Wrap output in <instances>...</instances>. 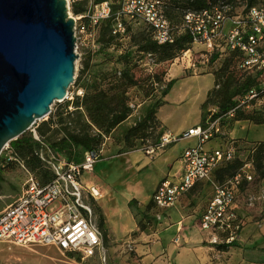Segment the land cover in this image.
<instances>
[{"label": "rangeland", "instance_id": "obj_1", "mask_svg": "<svg viewBox=\"0 0 264 264\" xmlns=\"http://www.w3.org/2000/svg\"><path fill=\"white\" fill-rule=\"evenodd\" d=\"M93 2L94 0H74L68 3L69 15L74 17L72 4L88 11ZM118 2L119 0H111L114 10L118 8ZM163 7L169 19L175 22L181 17L184 2L163 0ZM127 27L126 34L113 39L109 45L102 44L101 47L97 37L95 41L99 45L98 49L92 48L89 40L82 44L76 52L74 80L67 89V97L62 101H54L50 106V113L37 119L32 127L36 131L37 126L52 120V124L45 128L42 147L56 141L65 133L87 132L98 139L94 146L102 150L101 159L94 163L90 174L82 176V180H89L107 192L105 204L110 212L125 210L128 201L136 226L134 232L130 234V238L113 243L107 231L103 239V249L95 251L89 258H82L78 252L59 251L50 245L18 246L0 240V264H139L134 257L132 238L141 231L150 234L158 226L163 227L159 225V215L162 211L152 204L140 208V204H147L151 200L152 188L157 184V178L178 160L183 149L194 145L196 141L194 138L181 139L168 145L156 157L146 155L141 149L145 145L156 143L160 135L167 131L161 121L176 135L195 127L201 123V119H204V122L212 110H217L216 91L225 88L226 77H231L226 88L230 93L247 77L246 73L236 69L234 60L228 56L209 62L210 56L200 44H190L186 50H175L173 57L165 59L157 53L138 51L136 44L141 42L143 36H149V30L145 24L137 22H127ZM86 57H89V60L85 68L83 60ZM170 79H175L174 83L165 98V104L158 109L163 97L162 91ZM99 91L103 93L105 100L109 101V104H105V110L109 107L127 110L124 121L108 132L105 130L106 111L99 113L90 102L91 115L94 121H97L93 122L83 106L85 96L92 98ZM205 100L207 102L202 105ZM151 106L155 107L156 111L154 120L138 126L136 131L126 138L127 131L143 119ZM245 115L264 119V111L246 112ZM232 124L233 122H230L228 128ZM224 128L227 133L228 128ZM36 135L38 136L37 132ZM240 137L251 141L238 140L242 142L240 152L242 156H246L250 150L252 152L255 141H264V124L237 121L230 138ZM216 146L218 145L215 140L204 144L207 149ZM11 151L13 153L9 145V149L2 150L1 157L10 155ZM40 151L43 152L44 158L50 159L51 155L42 148L37 149V155ZM251 156L254 158L253 153ZM15 157L30 172L37 177L41 176L43 168L34 155L16 152ZM41 163L45 168L48 166L46 162ZM2 175L0 211L16 199L25 178L24 170L16 162L8 165ZM208 186L197 185L180 198L179 203L186 216L199 213L208 196ZM114 220L120 224L123 222L118 215L114 216ZM105 229L107 230V227Z\"/></svg>", "mask_w": 264, "mask_h": 264}, {"label": "built area", "instance_id": "obj_2", "mask_svg": "<svg viewBox=\"0 0 264 264\" xmlns=\"http://www.w3.org/2000/svg\"><path fill=\"white\" fill-rule=\"evenodd\" d=\"M66 1L68 4L74 0ZM109 12V3L102 2L93 4L85 12L88 25L81 23V16L73 17L75 52L87 40L91 41L92 48H99L95 41L97 27ZM120 17L147 25L159 45L172 44L178 35L187 34L191 44L202 45L210 57L214 54L217 58L231 56L236 69L251 79L248 89L235 95L231 106L223 113L216 115L217 110H212L204 122L187 132L176 135L165 131L156 143L141 149L146 155L156 157L172 143L195 139V144L183 149L179 156L178 176L165 177L158 182L152 203L158 209L169 208L196 184H208L211 196L200 215L198 227L208 244H231L239 230L233 205L243 186L254 181L256 171L251 156L254 149L242 156V146L234 143L224 127L239 114L264 111V4L218 0L202 9H183L180 22L173 24L165 15L163 0H119L113 33L123 35L125 24ZM29 131L39 140L35 128L31 126ZM214 139L219 140L218 146L204 147L207 141ZM41 148L51 155L46 159L42 151L38 154L51 171V178L44 183L14 155L5 156L6 161L16 162L24 170L25 178L16 199L0 211V240L18 246L50 245L59 251L78 252L82 258H89L103 249L101 231L91 205L100 193L95 186L84 184L82 176L92 171L94 163L101 159L102 150H85L81 160L74 162L48 145ZM7 149L8 143L2 150ZM233 161H239L240 165L232 175L214 178L218 167Z\"/></svg>", "mask_w": 264, "mask_h": 264}, {"label": "water", "instance_id": "obj_3", "mask_svg": "<svg viewBox=\"0 0 264 264\" xmlns=\"http://www.w3.org/2000/svg\"><path fill=\"white\" fill-rule=\"evenodd\" d=\"M66 0H0V153L50 113L74 80Z\"/></svg>", "mask_w": 264, "mask_h": 264}, {"label": "crops", "instance_id": "obj_4", "mask_svg": "<svg viewBox=\"0 0 264 264\" xmlns=\"http://www.w3.org/2000/svg\"><path fill=\"white\" fill-rule=\"evenodd\" d=\"M166 96L163 98L164 104ZM236 122L234 121L230 128H228L230 123L226 127L229 137ZM161 123L167 131L173 133L163 121ZM235 139L251 142L246 137ZM214 140L217 145L220 143L219 140ZM179 156L177 161L169 165L170 168L168 167L166 173H161L157 178L158 182L165 177L175 178L178 176L180 171ZM82 182L98 188L100 196L92 202L105 217L107 231L111 235L113 243L130 238V234L134 232L136 226L128 207V201L125 210L110 212L105 204L107 192L89 180L83 179ZM156 185L152 188L151 195ZM197 185H206V183H198L195 186ZM208 187V192H206L208 196L197 215L186 216L187 214L184 213V209L179 203L180 198L187 191L173 206L160 209L162 212L159 215L161 219L159 225H163V227L158 226L150 234L141 231L132 238L134 257L139 264H264V177L245 184L236 198L233 208L239 230L231 244H208L204 233L198 227L200 215L211 196V188ZM145 205L141 203L140 208ZM116 215L123 220L121 224L114 220Z\"/></svg>", "mask_w": 264, "mask_h": 264}, {"label": "trees", "instance_id": "obj_5", "mask_svg": "<svg viewBox=\"0 0 264 264\" xmlns=\"http://www.w3.org/2000/svg\"><path fill=\"white\" fill-rule=\"evenodd\" d=\"M182 2H184V7H182L181 9H185V8H193V9H202L208 6V3H215L218 0H180ZM222 1H227L228 0H222ZM231 1V0H230ZM102 2H108L109 6H110V12L108 14V16L106 18H104L98 25L97 27V41L100 44V46L102 47V44H106L109 45L110 42L115 39V38H119L121 36H123L124 34H126L127 31V22L123 17H120L121 20L123 21V23L125 24V32L123 35H119L117 33H113L114 31V26H115V21L117 18V13L119 11V2H118V8L116 10H114V8L111 5V0H94L93 4H99ZM248 4L249 5H256V4H264V0H248ZM71 11L73 13L74 16H81V23H83L84 25H88V17L85 15V10L83 8H79L76 4H72L71 6ZM166 15V13H165ZM182 15V14H181ZM166 17L169 19V17L166 15ZM181 19V17H180ZM180 19L178 21H171V23L173 24H177L180 22ZM147 27V29L149 30V36L145 37L143 36L141 38V42L137 43V49L138 51H142V52H147V53H151V54H159L160 57L162 59L165 58H171L173 57V53L175 50H186L188 49V45L191 44V38L187 35V34H181L178 35L175 38L174 43L172 44H162L159 45L157 44L151 35V30L150 28L145 25ZM100 28L101 31H100ZM100 31V33H99ZM228 58L232 59L231 56H228ZM217 59V55L214 54L209 58V62H213ZM89 60V57L84 58L83 60V67L86 68L87 66V62ZM233 60V59H232ZM231 77H226L224 85L225 88H223L220 91H216V95L215 97L217 98V113L216 115L223 113L224 111H226L232 104V98L237 95V94H241L244 93L248 87L251 85V79L249 77L245 78L239 85H237L232 92L230 93L226 88L228 86V83L230 81ZM175 79H170L163 91V97L161 98V101L158 104V109L164 104L163 102V98L168 94L169 90L171 89L173 83H174ZM94 97H87L85 96L84 99V110L89 113L91 115V109H92V103L94 106V109L99 111V113H102L106 111L105 115H104V119H105V124H106V128L105 130L108 132L110 131L112 128H114L116 125L120 124L122 121H124V119L127 117V110L124 109H111L109 107L108 110H105V107H107V105H105L106 103L109 104L108 100H105L104 95L101 91H99L97 93V95H93ZM89 98V99H88ZM90 102L91 105H90ZM207 102V100H205L202 105H205V103ZM113 105H116L115 102H112ZM155 107L151 106L150 108L147 109L145 116L143 117V119L137 123L134 127L130 128L127 133H126V138H128V136L133 132L136 131V129L138 128V126H141L143 124H146L148 121L150 120H154L155 117ZM91 120L93 122H97L96 120L94 121V117H92V115L90 116ZM204 119H201V123L203 122ZM240 120H247L249 122H252L253 124H264V119L259 117V116H248L245 114H239L236 117H234V119L231 122L234 121H240ZM52 124V120L49 119V121L47 122H43L41 125L36 127V132L38 134L39 140H36L31 131L26 130L24 133H22L21 135H19L16 139L11 140L10 142H8V144L11 146V150H13V153L11 151V154H13L14 156L16 155V152L22 155H34L35 158L37 159V161H39V163L42 166V171H41V176L37 177L35 174V177L38 178V180H40L42 183L48 181L51 178V171L46 167H44L41 163V161L39 160V157L37 155V149H40L42 147V143H44V141L42 139L45 138V128ZM98 139L95 138L93 135H89L87 132H82L81 134L77 133H65L64 136L60 137L59 139H57L56 141H53L51 143H49V147L65 156L66 158H68V160L70 161H74V162H79L81 160V155L83 153V151L85 150H89V149H94L95 146V142ZM158 140V139H157ZM156 140V142H157ZM239 139H233L234 143L236 145H241L242 142L238 141ZM253 163H254V167H255V180H260L264 177V141H257L255 142V146L253 148ZM82 151V152H81ZM12 162L6 161L5 157H1V153H0V182H2L3 180V175L2 172L3 170L10 165ZM240 165L239 161H233L231 163H226L221 165L220 167H218L215 172H214V178H218L221 179L225 176H230L232 175L236 169L238 168V166ZM216 178V179H217ZM192 189V188H191ZM149 204H152L153 207L154 204L152 203V200H150L147 204L146 207L149 206ZM94 214L96 216V224L99 227L100 231H101V235H102V242L103 239H105L106 235H107V230L105 229L106 227H104V222H105V217L103 216V214L101 213L100 209L94 205L93 202H91ZM233 243V242H232Z\"/></svg>", "mask_w": 264, "mask_h": 264}]
</instances>
